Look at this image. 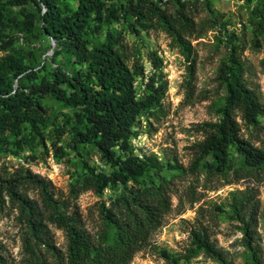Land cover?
Instances as JSON below:
<instances>
[{
    "label": "trees",
    "instance_id": "16d2710c",
    "mask_svg": "<svg viewBox=\"0 0 264 264\" xmlns=\"http://www.w3.org/2000/svg\"><path fill=\"white\" fill-rule=\"evenodd\" d=\"M214 2L0 0V154L22 158L42 148L40 159L29 155L17 168L0 169V211L15 213L24 253L16 261L0 241V264H131L174 211V197L183 212L185 204L194 208L208 193L245 181L250 184L229 192L224 202L198 208L185 255L166 250L163 255L169 264H187L200 254L217 264H233L214 239L215 229L227 221L243 234L251 264H264L258 232L264 221V101L246 78L243 39ZM245 2V27L252 48L259 50L264 46V0ZM201 13L206 18L197 20ZM15 28L24 34L25 45L14 38ZM210 31H218L227 51L217 71L225 95L216 121L194 125L203 138L187 147L189 164L173 148L159 155L134 147L137 137L157 134L169 114L164 59L149 47L147 36L165 33L184 58L182 104L193 106L209 99L197 93L193 41ZM41 39L57 44L51 59L33 44ZM146 64L152 68L149 74ZM50 100L72 115L58 113ZM68 154L81 164L69 159L74 171L68 192L29 166ZM106 190L113 196L97 203L100 226L92 233L79 200L88 192L103 196ZM51 226L64 232L65 250Z\"/></svg>",
    "mask_w": 264,
    "mask_h": 264
},
{
    "label": "rangeland",
    "instance_id": "374dc122",
    "mask_svg": "<svg viewBox=\"0 0 264 264\" xmlns=\"http://www.w3.org/2000/svg\"><path fill=\"white\" fill-rule=\"evenodd\" d=\"M214 3L220 14L225 16L224 20H230L233 25L232 29L243 39V43L246 45L242 56L247 67L246 78L250 87L264 101V46L259 50L252 48V35L250 30L245 27L249 19L247 3L245 0H215ZM206 16V13H201L198 15L197 20L205 19ZM12 33L15 39L20 38L21 44L25 45L26 41L23 39L24 34L22 32L15 28ZM218 36V31H210L202 39L193 41L198 53L197 93L209 96V99L198 102L193 106L182 104L185 96L182 83L186 75L184 58L176 49L171 47V40L165 33L153 32L147 36L149 47L158 50L164 59V72L169 82L165 105L169 114L160 122L157 134L152 136L143 134L137 137L133 140L134 147L154 151L159 155L168 147L173 148L180 161L184 165L189 164L190 157L187 147L203 138L193 131L194 125L204 121H216L219 117L218 109L222 104L220 97L225 95V88L222 89L217 81V71L221 59L227 51L225 44L217 39ZM33 44L44 49V58L49 59L52 58L53 52L57 48V44L53 40H35ZM26 47L32 48L31 45H26ZM151 70L150 64H146V72L151 73ZM49 104L56 108L58 113L63 112L72 115L70 109H61L56 101L50 100ZM244 135L247 137L246 132ZM41 153L42 148H36L35 152L26 151L22 158L0 154V169L8 167L12 170L23 163L24 157L34 155L40 159ZM69 159L74 160L77 165H81L77 157L74 159L73 155L68 154L63 159H57L51 155L47 162L39 160L32 162L29 166L35 173L50 179L58 189L68 192L71 182L70 176L74 171ZM94 162L99 164L97 158L94 159ZM249 184L245 181L240 185L226 186L217 192H210L207 194L208 197L200 204H196L194 208H190L185 204L186 208L183 212H180L178 208L179 198L174 197V211L166 217L163 227L153 237L151 246L138 253L131 264H169L163 255L165 250L175 257L185 255L190 247L189 231L197 215L198 208L200 206L210 208L215 203L220 204L225 201L229 192L235 188H245ZM260 190L264 209V183L261 185ZM31 196L38 198L34 193ZM112 196L113 193L106 190L103 196L88 192L80 197L79 204L85 216L87 227L92 233H96L100 226L97 203L109 201ZM51 228L56 235L57 244L65 250L67 239L64 232L54 226H51ZM258 232L264 261V221L261 222ZM214 239L233 264H251L252 259L244 245L243 234L236 224L227 221L221 222L215 229ZM0 241L16 261L22 260L24 253L21 229L15 220V213L9 210L0 211ZM182 263L186 262L182 261ZM187 264L217 263L200 254L192 258Z\"/></svg>",
    "mask_w": 264,
    "mask_h": 264
},
{
    "label": "built area",
    "instance_id": "2783aa9c",
    "mask_svg": "<svg viewBox=\"0 0 264 264\" xmlns=\"http://www.w3.org/2000/svg\"><path fill=\"white\" fill-rule=\"evenodd\" d=\"M146 74H149V73L146 72Z\"/></svg>",
    "mask_w": 264,
    "mask_h": 264
},
{
    "label": "water",
    "instance_id": "95a60500",
    "mask_svg": "<svg viewBox=\"0 0 264 264\" xmlns=\"http://www.w3.org/2000/svg\"><path fill=\"white\" fill-rule=\"evenodd\" d=\"M54 41V40H53ZM55 42V41H54Z\"/></svg>",
    "mask_w": 264,
    "mask_h": 264
}]
</instances>
